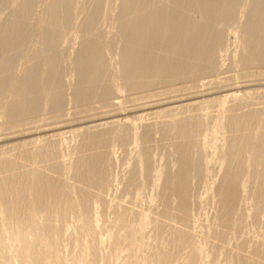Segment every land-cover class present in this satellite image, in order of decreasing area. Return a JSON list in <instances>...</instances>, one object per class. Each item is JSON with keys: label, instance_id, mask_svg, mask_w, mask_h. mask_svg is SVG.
I'll return each mask as SVG.
<instances>
[{"label": "bare ground", "instance_id": "1", "mask_svg": "<svg viewBox=\"0 0 264 264\" xmlns=\"http://www.w3.org/2000/svg\"><path fill=\"white\" fill-rule=\"evenodd\" d=\"M90 2L0 0L1 11L11 7L0 11V120L89 107L93 100L106 106L140 93L146 102L89 116L88 125L75 127L68 161L58 157L70 146L63 137L71 129L66 121L57 125L60 138L39 143L44 147L27 157L91 189L144 193L160 216L185 223L199 218L201 235L122 211L115 196L101 198L59 179L57 185L2 155V225L11 227V247L18 253L15 262L14 249L8 255L2 241L0 258L6 264H264V247L254 241L264 227V102L252 99L264 97V72L216 76L234 63L264 66V0ZM173 80L189 82L181 88L218 87L217 93H225L201 101H225L224 111L186 107L177 115L178 103L196 104L207 92L153 90ZM160 111L174 113L155 125L142 123ZM127 114L140 123L119 124ZM33 218L38 222L32 228Z\"/></svg>", "mask_w": 264, "mask_h": 264}, {"label": "rangeland", "instance_id": "2", "mask_svg": "<svg viewBox=\"0 0 264 264\" xmlns=\"http://www.w3.org/2000/svg\"><path fill=\"white\" fill-rule=\"evenodd\" d=\"M87 1V3H86V5L87 6H89L90 5V1L91 0H85V2ZM89 1V2H88ZM86 6V7H87ZM10 5L9 4H7V6H6V8L5 9H2V11L1 12H4L5 10V12H8L9 10H10ZM9 9V10H8ZM0 12V13H1ZM79 15V14H78ZM82 15V14H81ZM81 15H79L80 16V18H81ZM79 16H75V19H79ZM77 17V18H76ZM35 21V20H34ZM34 21H32V22H34ZM231 35H233L232 33H230V35H229V37L232 39L233 37L231 36ZM234 36V35H233ZM235 64H237V66L239 65L240 66V68L241 69H239V67H237V66H235ZM251 64H254V65H252L251 66ZM251 64H248V65H250V66H248V65H245L244 66V68L243 67H241V65L240 64H238V63H234V64H232L231 66L232 67H229L230 69H232V70H229V69H227L225 72H223V73H221V72H219V74H216V76H223V75H227V76H229V74L231 75V73H233L235 76L239 73V72H242V73H239L238 75H240V74H243V71L244 70H246V71H249V72H251V70L253 71L252 73L253 74H255V77H257V76H259V74L261 73L260 71H262V72H264V66L262 67V65L263 64H261V66H260V64H258V65H256L255 63H251ZM235 67H234V66ZM255 65L257 66V67H255ZM248 66V67H247ZM236 68H238V71L236 70ZM246 68V69H245ZM235 69V70H234ZM258 72V73H257ZM260 72V73H259ZM237 73V74H236ZM245 74H247V72H244ZM252 73H250V74H252ZM231 75V76H234V75ZM250 74H248V75H250ZM258 74V75H257ZM237 75V76H238ZM250 77V76H249ZM251 77H252V75H251ZM250 77V78H251ZM253 77H254V75H253ZM252 77V78H253ZM254 77V78H255ZM178 81H180V82H175V80H173L170 84H163V85H159L158 87H156V88H154L153 90L154 91H156V92H160V91H164V89H165V91L167 90V88H168V90L170 91V90H172V89H174V90H176V89H179V91L177 90V91H175L176 93H177V96H181V95H183V96H188V95H194V94H199V93H201V92H207L206 94H203V96L202 95H199V96H197L196 97V101H198L196 104H193V105H187V104H185V103H183V101H181L180 103H178V107H175L174 109V112H176V111H178V110H180V111H178V112H176L177 113V115H178V113H179V115L180 114H183V110H184V113H185V111H187V110H189L190 112H196V111H200V110H211V112H214V114L215 113H217L216 115H220L221 113V109L223 110V108L226 106V103H225V101H218V99H217V101H215L214 103H208V104H206V102H205V104H204V102H202L201 100H203V99H206L207 97H210V96H212V97H220V95H222L223 93H225V92H219V93H217L218 91V87H210V86H204V87H201V88H198V89H190L189 87H186V88H181V86L182 85H184V84H189V82H181V80H178ZM182 83H184V84H182ZM165 85V86H164ZM180 85V87H178L177 88V86H179ZM190 85V84H189ZM176 86V87H175ZM173 87V88H172ZM176 88V89H175ZM190 89V91H189V89ZM214 89V90H213ZM167 90V91H168ZM186 90V91H185ZM168 91V92H169ZM183 91V92H182ZM209 91H211V92H209ZM236 92H239V93H241V91H240V89L239 90H237ZM144 93V92H143ZM215 93V94H214ZM196 94V95H197ZM139 95H140V93H133V94H131V96L130 95H128L125 99L123 98V99H120V98H113L112 99V102H111V104H108V105H106V106H104L100 101H96V100H93V101H91L90 103H89V107L87 106L86 107V105H76V106H74V107H72V105L70 106V105H68V106H65V107H63V108H61V109H57L55 112L54 111H52V112H46V111H43L42 110V114L40 113H38V114H36V115H34V117H32L31 119L28 117V118H25V119H23V120H21V121H14V122H9V123H11V124H9V123H7V122H5V121H3V120H0V156H2L3 155V157H9V160L11 161V163H13V162H15V163H21V164H23L25 167H27L28 169H30V170H32L33 171V169H34V171H39L41 174H43L44 176H49V177H51L52 178V180L54 181V183L55 184H57V185H59V184H61L60 182H59V180H61L62 181V186H68L69 184V186H78V187H81V189H84L85 191H90L93 195H95V196H99V197H101V198H106V199H110L111 200V198L113 197V196H115L116 197V199L115 198H112V199H115V203H117L118 205H119V208L122 210V211H125V212H129V213H142V215H145V216H149L150 218H153L154 220H156V221H158V222H164V221H166V222H168V223H170V225H172L173 227H176V228H178V229H180V230H184V231H187V232H189L190 234H192V235H195V236H200L201 235V233L199 232L200 230H199V226L197 225L198 223H197V221H199V218H190V220H191V223H185V222H181V221H178L177 219H175V220H171V219H168V218H166V217H164V216H160V215H158L156 212H155V209H154V204H153V202L152 201H147V197H146V195L144 194V193H140V194H134V195H129V196H127V195H121V196H116L113 192H111V191H109V193L107 192V191H98V190H95V189H91V188H89V186H87L86 184H84L83 182H81V180H77V179H73L72 177H70V175L68 174V175H66V174H63V172H58V171H53L52 169H49L47 166H46V164H44V163H42V164H44V165H41V164H39L40 162H37L38 164H36V162L33 160V159H31L30 157H27V156H29L28 155V153H30V152H32L31 150L33 149H35V148H43L44 147V145L47 143V139L49 140V138L50 139H58V138H60V135L58 134L59 133V131H57V125H59L58 127H60V125L61 126H63L64 125V123H65V121H66V123H65V128H67V127H71V129H70V131H69V128H68V131L69 132H67L66 134H67V136H66V134H64V138H68V140H67V142L68 143H70L69 142V138L71 137V136H73V134H75V130H76V128L75 127H85V125L87 124H89V122H87V120H88V117L89 118H92V117H96L97 115L99 116V115H102V114H104V113H111V112H114V110L116 111V110H119V111H125V110H127V108H129L130 109V107L132 108V107H134V106H136V105H138V104H141V103H144V102H146V97H143V96H141V97H139ZM256 95L257 94H255V95H253L252 94V99H253V101H257V99H260V100H262V102H264V97H262V96H260V97H258V98H254V97H256ZM141 99V100H140ZM145 99V100H144ZM130 100L132 101V102H130ZM115 102H117V103H115ZM199 102H202V103H199ZM219 102H221V103H219ZM224 102V103H223ZM223 103V104H222ZM127 104V105H126ZM199 104H203V105H199ZM222 104V105H221ZM224 105V106H223ZM185 106V108H183ZM205 106V107H204ZM212 106V107H211ZM252 106H254V105H252ZM262 106H264V104L262 105ZM67 107V108H66ZM70 107V108H69ZM85 107V108H84ZM112 107V108H111ZM186 107H187V110H186ZM190 107V108H189ZM200 107V108H199ZM202 107H203V109H202ZM176 108H178L177 110H176ZM189 108V109H188ZM209 108V109H208ZM216 108V109H215ZM221 108V109H220ZM102 109V110H101ZM182 109V110H181ZM59 110V111H58ZM75 110V111H74ZM86 110V111H85ZM58 111V112H57ZM66 111V112H65ZM111 111V112H110ZM224 111V110H223ZM45 112V113H44ZM174 112H164V111H160L158 114H152V116L151 115H148V118L144 121V122H142L143 124H145V126H148V125H155V124H157V123H155L156 121H157V119L158 120H164V119H166V117H168L169 115H171L172 113H174ZM226 112V111H225ZM59 113V114H58ZM82 113V114H81ZM227 113H228V111H227ZM52 114V115H51ZM165 116H164V115ZM153 115L155 116V117H153ZM55 116V117H54ZM58 116V117H57ZM70 116H72V117H70ZM151 117V118H150ZM61 118V119H60ZM87 118V119H86ZM124 118V119H123ZM0 119H3V118H1L0 117ZM49 119L51 120V121H49ZM75 119H77V120H75ZM80 119V120H79ZM26 120V121H25ZM48 120V121H47ZM151 120V121H150ZM153 120V121H152ZM64 121V122H63ZM79 121V122H78ZM119 121L120 122H118L119 124H121V122H122V124H124V125H129V124H131V125H133L134 126V124L136 125L137 123H140V122H137L138 120L137 119H133V117L131 116V115H125V116H120L119 117ZM33 122V123H32ZM37 122V123H36ZM73 122V123H72ZM75 122V123H74ZM136 122V123H135ZM147 122V123H146ZM35 123V124H34ZM58 123V124H57ZM61 123V124H60ZM63 123V124H62ZM71 123V124H70ZM56 124V125H55ZM78 124V125H77ZM147 124V125H146ZM4 125V126H3ZM12 125V126H11ZM16 125V126H15ZM21 125H22V127H21ZM30 125H32V126H30ZM6 126V127H5ZM51 126H53V127H51ZM3 127V128H2ZM20 127V128H19ZM43 127V128H42ZM44 129L43 131H41V132H37L38 130L37 129ZM49 128V129H48ZM81 128V129H82ZM33 129V130H32ZM3 130V131H2ZM35 130H37V131H35ZM22 131H23V133H22ZM26 131V132H25ZM47 131V132H46ZM72 131V132H71ZM74 131V132H73ZM95 131V130H94ZM37 132V133H36ZM20 133H22V134H20ZM54 133H56L57 134V136H56V134H54ZM70 134V135H69ZM11 135V136H10ZM15 135V136H14ZM49 135V136H48ZM5 137V139H4V137ZM36 137H37V139H36ZM41 137H42V139H41ZM47 137V138H46ZM52 137V138H51ZM56 137V138H55ZM44 138H46V140H44ZM9 139V140H8ZM26 139H27V141H26ZM29 140H30V142H29ZM32 140V141H31ZM39 140L41 141V142H39ZM20 141L22 142V143H20ZM46 141V142H45ZM72 141V140H71ZM27 142V144L25 145V143ZM38 142V143H37ZM20 143V144H19ZM34 143V144H33ZM39 143H45V144H39ZM72 143V142H71ZM70 143V146H69V144H67L66 146L67 147H64V150L65 151H63V155L61 156V155H59L58 157L59 158H63V159H65L64 161H68L69 160V157L71 156V155H67V151L69 152V149L71 148V145L73 144H71ZM153 143H155V142H153ZM14 144V145H13ZM17 144V145H16ZM22 144V145H21ZM30 144H31V146H30ZM134 144V143H133ZM133 144H131V146L133 147ZM19 145H20V147H22L21 149L23 150H21L20 148H19ZM25 145V147L23 148V146ZM29 145V146H28ZM41 147H40V146ZM135 146L134 147H136V145L137 144H134ZM12 146V147H11ZM26 146H28L27 148H26ZM34 146V147H33ZM3 147V148H2ZM6 149H5V148ZM15 147V148H14ZM30 147V148H29ZM68 147H69V149H68ZM102 147V146H101ZM100 147V148H101ZM107 147H112V146H106V147H104L105 149H108ZM66 148H67V150H66ZM103 147H102V149H104ZM4 150V151H3ZM22 152H21V151ZM25 150V151H24ZM26 150H28L29 152H27ZM100 150V149H99ZM110 150H111V148H110ZM20 151V152H19ZM73 151V150H72ZM72 151H70V154L72 153ZM18 152H19V154H18ZM26 154H25V153ZM3 153V154H2ZM22 153H23V155H22ZM62 153V152H61ZM21 155V156H20ZM11 156V157H10ZM61 156V157H60ZM63 156H65V157H63ZM17 157V158H16ZM19 159V160H18ZM23 162H22V161ZM29 163V164H28ZM35 164V165H34ZM38 165V166H37ZM41 165V166H40ZM40 167V168H39ZM42 168V169H41ZM45 168V169H44ZM38 169V170H37ZM62 178V179H61ZM59 179V180H58ZM69 180V181H68ZM63 184H65V185H63ZM80 185V186H79ZM85 186V187H84ZM86 188H88V189H86ZM90 189V190H89ZM99 192H100V194H99ZM139 195V196H138ZM145 197V198H144ZM119 198V199H118ZM147 198V199H146ZM119 201V202H118ZM4 213L3 212H0V230H1V232H2V234H1V232H0V237H2V238H0V242H2L3 241V245H5L6 244V248H7V250H8V248H9V250H8V255L10 254V252L9 251H11L12 249H14V248H12V247H14V245H13V243H12V241L10 240V234H11V232H10V234H9V231H11V227L10 226H6V228H5V226L4 225H2L3 224V222H4ZM30 222H32V225L29 223V224H27V226L29 227V228H31L30 227V225L32 226V228H33V226H35V224L33 223V222H38V220L36 221V220H34V218H33V220L31 219V221ZM49 224V223H48ZM3 226V227H2ZM26 226V227H27ZM36 227V226H35ZM4 228V229H3ZM8 228H9V231H8ZM31 228V229H32ZM197 228V229H196ZM31 229H27V231H28V233H29V235H31ZM8 231V232H7ZM6 234H5V233ZM194 233V234H193ZM2 235V236H1ZM4 238V239H3ZM9 238V239H8ZM5 240V241H4ZM10 240V241H9ZM211 240L214 242V243H220L219 241H217V240H215V239H212L211 238ZM254 241L257 243V244H259V246H262V247H264V227L262 228V230H261V233L254 239ZM33 243V244H32ZM31 244L33 245V246H36V245H38V243H34V242H31ZM10 245V246H9ZM12 246V247H11ZM12 251H15V249L14 250H12ZM11 251V254L13 253ZM7 253V252H6ZM16 253H18L17 251H15V253H13V258L15 257L14 255L16 254ZM242 253L246 256V257H248V258H250V259H253V260H260L261 258L259 257V256H257V255H254V254H249V253H247L246 251H242ZM10 254V255H11ZM12 256H11V260L10 259H7L8 261H7V263H9V262H11L13 259H12ZM72 255H69L68 257L69 258H71V259H69L70 260V263H72V259H73V257H71ZM45 257V256H44ZM43 256H42V258H44ZM4 257H1L0 258V260L1 259H3ZM45 260H46V258H44ZM74 259H76V257H74ZM5 260V261H4ZM41 260H43V259H41ZM45 260H43V261H45ZM67 260V259H66ZM65 260V261H66ZM2 261L3 262H5V263H2ZM1 261V263L0 264H6V259H3ZM14 261L16 262V259L14 258ZM14 261H12L13 263H14ZM24 261H22V263L21 264H26V263H23ZM13 263H9V264H13ZM14 264H16V263H14Z\"/></svg>", "mask_w": 264, "mask_h": 264}]
</instances>
